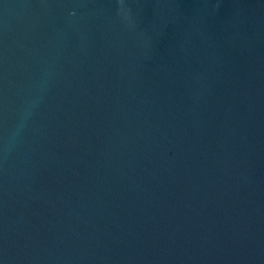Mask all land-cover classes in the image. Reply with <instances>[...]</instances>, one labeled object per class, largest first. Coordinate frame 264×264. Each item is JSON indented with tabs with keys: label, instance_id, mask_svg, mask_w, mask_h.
<instances>
[{
	"label": "water",
	"instance_id": "1",
	"mask_svg": "<svg viewBox=\"0 0 264 264\" xmlns=\"http://www.w3.org/2000/svg\"><path fill=\"white\" fill-rule=\"evenodd\" d=\"M0 264H264V0H0Z\"/></svg>",
	"mask_w": 264,
	"mask_h": 264
}]
</instances>
